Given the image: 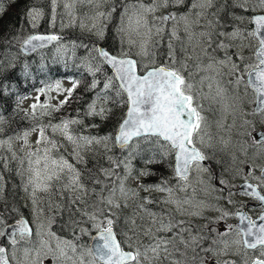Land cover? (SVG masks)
<instances>
[{
	"label": "snow or ice",
	"instance_id": "snow-or-ice-1",
	"mask_svg": "<svg viewBox=\"0 0 264 264\" xmlns=\"http://www.w3.org/2000/svg\"><path fill=\"white\" fill-rule=\"evenodd\" d=\"M50 5L51 27L59 17L61 28L78 26L96 39L65 44L54 33L16 35L9 46L16 41L21 52H35L55 42L58 57L69 48L73 55L84 48L82 64L93 77L87 89L96 94L86 114L107 121L115 109L125 111L113 133L104 136L73 130L83 123L79 118H61L0 140V150L6 148L18 165L35 217L30 223L8 204L4 171L12 169L9 158L0 155V264H264V130L252 136V144H233L231 137L210 131L214 122L218 130L237 127V135L247 137L257 118L264 126V0H50ZM60 6L64 12L58 14ZM77 6L88 11L78 16ZM114 14L119 47L109 50L99 41ZM43 15L40 8L26 9L33 28ZM8 66L15 65L9 61ZM24 69L28 76L27 64ZM101 72L103 80L97 79ZM71 83L62 89L56 82L55 90L64 94L57 106L41 103L38 95L31 119L69 103L80 81ZM228 115L231 125L224 123ZM33 132L35 147L29 143ZM13 139L23 141L20 156L12 149ZM113 148L119 157L109 154ZM86 152L108 166L90 161ZM217 152L227 158L216 160ZM137 157L166 164L171 175L129 187V179L155 175L134 171L131 161ZM213 161L222 166L219 173L210 166ZM141 191L163 198L141 196ZM237 196L253 203L238 202ZM161 204L172 208L150 207ZM65 212L68 220L61 229L67 228L71 239L52 231L55 217L49 214ZM231 218L238 222L228 223ZM84 237L90 242H82Z\"/></svg>",
	"mask_w": 264,
	"mask_h": 264
},
{
	"label": "trees",
	"instance_id": "trees-1",
	"mask_svg": "<svg viewBox=\"0 0 264 264\" xmlns=\"http://www.w3.org/2000/svg\"><path fill=\"white\" fill-rule=\"evenodd\" d=\"M0 7L3 8V13L0 14V62H2L0 63V91L6 89L3 98L0 99V111L5 116L6 120L3 134L13 135L21 130L29 128L33 124H37L40 120L30 121L28 115L26 117V113L22 112L16 103L38 89H45L43 93L45 94L52 83L64 78L79 80L80 85L73 93L70 102L66 104V109L62 110V113L68 110L72 116H87L88 105L96 99V94L87 89V85L92 81L93 77L87 72L82 64V57L87 55L84 48H76L74 55L70 50V52L66 53L64 57L57 56L55 51L56 46H51L31 55H27L24 52H21L19 42L14 41L11 46L7 43L8 40L16 35L23 39L34 32H47L48 24L45 22L51 14L50 0H0ZM32 7L40 8L45 12L43 23L35 28H33L26 19V9ZM114 26L115 22H109L106 38L99 41L100 44L109 50H115L119 47V37L115 34ZM66 33L67 35H61L63 37L62 43H69L74 40L77 43L90 44L96 39L91 35H82L78 30L73 29H69ZM13 55L16 56L15 60H12ZM9 61H12L15 66L9 67ZM25 64L28 65V76H25L24 74ZM5 77H7V79ZM103 78V72L97 75V79L103 80ZM18 97L22 99H19L18 101ZM106 106L110 107V102ZM118 110L119 108L115 109V114L107 121L110 123L112 133L116 126L117 119L121 117V113ZM57 117L58 116H55L54 120H57ZM89 120L90 121L85 125H103V122L99 123L97 121V117L92 118L94 122L91 121V117ZM57 121H59V119ZM78 125L83 126V123ZM71 127L73 129V125ZM103 133L105 132L103 131L102 134ZM116 152L120 154L118 149L111 153L113 155ZM85 155L90 161L100 159L102 164H106L105 167L108 166L106 160L94 155L92 152H86ZM139 165L142 166L141 163H139ZM158 165L149 164L151 171H153L155 175L161 174L162 172L159 170L160 164ZM4 175L8 178L6 179L8 181L6 195V199L8 198V204L13 205L17 203L16 206L19 209H24L23 214L27 213V207L21 202V191L18 187L19 180L17 175L12 171H4ZM150 177H153V175ZM0 207H2V204H0ZM67 215L68 214L66 213L62 218V221L60 220L57 222H61L62 225V222L66 221ZM68 231L67 228H63L62 233H67V236H69L70 231Z\"/></svg>",
	"mask_w": 264,
	"mask_h": 264
},
{
	"label": "rangeland",
	"instance_id": "rangeland-1",
	"mask_svg": "<svg viewBox=\"0 0 264 264\" xmlns=\"http://www.w3.org/2000/svg\"><path fill=\"white\" fill-rule=\"evenodd\" d=\"M87 11H88L87 8H85V7H81V6H77L76 12H77V15H78V16L81 15V14H83L84 12H87ZM57 12H58V14H59V13H63V12H64L63 7H62V6L58 7V8H57ZM43 13H44V15H43V16L40 18V20L38 21L37 26H38V25H41V24L43 23V20H44V18H45V12L43 11ZM50 20H51V14H50L48 20L45 22L46 24H48V31H47V32H56V33H59L60 35H67L66 32H67L69 29H73V30H78L82 35H89V36L91 35V36H93V35H92L91 33H89L86 29H85V30H81L78 26H66V27H64V28H61V27H60V23H59V17H58V20H57V25H56V27H51V26H50ZM114 20H115V21H114ZM109 22H115V25L118 23V18L115 16V14H114V17H113V19H112L111 21H106V22H105V23H107V27H108ZM64 23H65V25H67V18H66V17H65V19H64ZM113 24H114V23H113ZM115 32H116V30H115ZM115 34L117 35V33H115ZM181 35H183V33H181ZM93 37H94V36H93ZM63 43L68 44V43H66V42H63ZM53 46H56V44L53 45ZM70 50H71V48H69V51H68L67 53H69ZM58 81L60 82V85H61V88H62V89L70 88V83H71V81H70L69 78H64V79H61V80H58ZM56 82H57V81H56ZM56 82L52 83V85H51V90H49V87H48V91H47L45 94H40V93H38L37 91H34L33 93H31L30 95H28L27 97L23 98L22 100H20L19 102L16 103V105L19 107V109H20L22 112L27 113L28 117L30 118V121L33 120V119H31V116H32L31 105L34 104V103H37L36 97H37L38 95H40V102H41V103H46V104H49V105H52V106H57L58 103H59V101L62 100V99H64V94H63V93H58V92L55 90ZM64 84H66L67 87H64V86H63ZM98 103H100V104H104V101L101 100V101H99ZM205 103H207V102H205ZM65 106H66V104H65L62 108H60V110H59L58 112H53L52 115H50V116L39 117V118L37 119V120H40V121H38V123H40L41 121L44 122V123H48L49 121H51V122H53V123H57L56 121H57L58 119H59V121H60V119H61L62 117H65V118H79L81 121H83V126H79L78 124H74V125H73V130H75V131H77V132H81V133L84 134V135H99V136H104V135H108V134H111V133H112V132H111V129H110V123L107 122L108 120H107V121H103V120L100 119V117H98V116H91V115L82 116V117H78V116H81V115H78V116H72V115L69 113L68 110H67L66 112H63V113H62V110H63V109H66ZM118 111H120L121 116H122L123 111H125V109H120V108H119ZM205 115H208V116L210 117V119H212L213 121L217 118V117L212 116V114L209 113V112H205ZM0 116L3 117V122L0 123V129H3V132L0 133V140L7 139V138L10 137V136H11V137H15L17 134H20V135L23 134V130L17 132L16 134H13V135L3 134V133H4V124H5V121H6V120H5V116L2 114L1 111H0ZM55 116H58V117L56 118L57 120H54V119H55ZM90 117H91V121H92V122H94V121L92 120V118L97 117V118H98L97 121H98L99 123H102V122H103V125H100V124H99L98 127H92V125H90V126L85 125L88 121H90V120H89ZM59 121H58V122H59ZM238 122H239V121H237V123H238ZM224 123H225V124H229V125H231V124L233 123V117H232L231 115H228V116L225 118ZM33 125H34V124H33ZM31 126H32V125H31ZM31 126H30V127H31ZM103 131H104L105 133L102 134ZM210 131H211L213 134L216 133V132H219V131H220V135L222 134V135L224 136V134H223L224 130H218V129L216 128L214 122H213V124H212V127H211ZM227 132H228V137H226V136H224V137H225V138H229V137H231L232 143H234V142H235V137H236L237 132H238V128H237V127H233V128H232V132H231V130H230V131H227ZM48 134H49L50 136L54 135V138H55L56 140L60 141L61 143H64L63 138L61 137V135H60L59 133L53 134V133L51 132V130L49 129ZM36 137H37V132H33V133L31 134V136L29 137V143H30L33 147H35ZM110 147H111V145H110ZM22 148H23V141H22V140H16V139H13V141H12V149L17 153L18 156L22 155V153H21V149H22ZM66 149H67V152H68V153H71V151H72L71 146H67V145H66ZM24 150L27 151L28 149H24ZM115 150H116V149L113 148L112 151H115ZM218 153H219V154H222V153H224V152H218ZM109 154L112 155V153H109ZM0 155H2V156H6V157L9 158V160H10V168L12 169L11 171H12L13 173H15V175H17V174H16V168L18 167V165H17L16 161H12V160H11V153H10L9 151H7V149L5 148V149L0 150ZM113 155L116 156V157H119V156L121 155V153L119 154L118 152H116V153H114ZM139 163H141L142 166H140ZM131 164H132V166H133L134 171H139V170H150V171H151V169H150V167H149V164H146V163L144 162V160L141 159V158H139V157L133 159V160L131 161ZM104 166H106V164H104ZM25 167H26V165H25ZM159 168H160L159 170L162 171L161 174H158V175L156 174L155 176L153 175V177H150V176L142 177L141 180H139V181H137L136 179H129V180L127 181L128 186L131 187V188H136L137 185H138L139 183L153 184V183L158 182V180L160 179V176H161V175H168V176L171 175L170 171L167 169V165H166V164H165V165H161V164H160V167H159ZM0 170H3L2 165H0ZM155 172H156V170H155ZM157 172H158V171H157ZM17 177H18V180H19L18 187H19V190L21 191V202H22V204H24V205L27 207V211H28L27 213H24V214H26L28 217H30L31 221H34L35 217H34L33 214H32V206H31L30 200L28 199L27 195H26V194L23 192V190H22L21 177L18 176V175H17ZM155 177H156V178H155ZM150 178H151L152 180H151ZM153 178H154V179H153ZM148 179H149V180H148ZM148 181H149V182H148ZM212 182H213V181H212ZM7 190H8V185H7L6 189H5V193H6V195H7ZM140 195H141V196H146V195L154 196V195H156V196H154V197L161 198V199L163 198V194L158 193V192L145 193V192L141 191ZM181 195H182V194H181ZM38 196H39L41 199H44L43 194H38ZM235 199H236L238 202H240V199H238L237 197H235ZM130 203H131V201H130ZM16 204H17V203H16ZM16 204H15V206H16ZM10 205H11V204H10ZM16 207H17V206H16ZM150 207H153L154 210H159L160 208H165V209H171V208H172V206H170V205H163V204H161V205H159V206H158V205H155V206H150ZM20 210H21V209H20ZM21 211H22V210H21ZM128 211L130 212V210H128ZM22 212H23V211H22ZM64 214H66V212H65ZM64 214H63V215H64ZM208 214H209V213H206V215H208ZM49 215H52V216L55 217V222H57L56 220H58V219L61 217V216H56L55 213H50ZM213 215H214V213H213ZM67 217H68V216H66V221H65V222H62V224H64V223L67 222V220H68ZM41 219H43V217H41ZM229 220H230V219H229ZM55 222L52 224V231H55V230H54V224H55ZM193 222L195 223V222H197V221H193ZM199 222L202 223L203 221H199ZM57 223H58V225L60 226L59 229H61V223H59V222H57ZM138 223H139V221H138ZM228 223H230V221H228ZM33 227H35L34 224H33ZM59 229H56V231H55V232H57L58 235H61V236L63 235L64 237L66 236V238L71 239V238H70V237H72V236H71V232L69 233L70 236H67V235L61 234L60 231H59ZM82 242H90V238H88V237H84V238H82ZM0 243H2V240H0ZM49 261H50V260H46V261H45V264H51V261H50V263H48Z\"/></svg>",
	"mask_w": 264,
	"mask_h": 264
},
{
	"label": "flooded vegetation",
	"instance_id": "flooded-vegetation-1",
	"mask_svg": "<svg viewBox=\"0 0 264 264\" xmlns=\"http://www.w3.org/2000/svg\"><path fill=\"white\" fill-rule=\"evenodd\" d=\"M245 110L246 111H251V106H245ZM246 119H249V120H252L253 119V117H251V116H248V117H245ZM229 125V124H228ZM261 130H264V126H262L260 123H259V121H258V118H257V122H256V126H255V129H252V128H250L249 129V132H251V136H247V137H241V136H238V135H236V137H235V142L233 143V144H235L238 140H246L247 141V143H249V144H252L253 143V140H252V136H254L255 135V133L256 132H259V131H261ZM231 132H232V129H231ZM214 134H216L217 136H223L222 134L220 135V131L219 132H216V133H214ZM223 134H224V136H226V137H228V132H227V130H224V132H223ZM223 136V137H224ZM238 156H240V158L241 159H245V157L241 154V153H236ZM249 155H251V152H249ZM227 157H226V153H222V154H219L218 152H217V154H216V160H221V159H226ZM210 166L213 168V171H214V173H219L221 170H222V166L221 165H218V164H216L214 161L213 162H210ZM213 183H215V181H213ZM235 183L237 184V185H239L240 183H241V181H239V180H237V181H235ZM154 196H156V195H154ZM237 198L238 199H240V202L241 203H253V201H251V200H249L248 198H246V197H242V196H237ZM159 206V205H158ZM233 211H235L236 209H232ZM66 214H64L62 217H60L58 220H56V221H60V220H62V218L65 216ZM68 216V215H67ZM29 218V220H30V222H32L31 221V219H30V217H28ZM68 218V217H67ZM230 223H233V224H235V223H237L238 221L236 220V219H234V218H231L230 220ZM33 226V225H32ZM57 227V228H56ZM59 226H58V223L57 222H55V224H54V230L56 231V229H59L58 228ZM62 230L63 229H59V231H60V233L62 234ZM3 241V240H2ZM3 243V242H2ZM50 262V261H49Z\"/></svg>",
	"mask_w": 264,
	"mask_h": 264
},
{
	"label": "water",
	"instance_id": "water-1",
	"mask_svg": "<svg viewBox=\"0 0 264 264\" xmlns=\"http://www.w3.org/2000/svg\"><path fill=\"white\" fill-rule=\"evenodd\" d=\"M33 34H52V33H50V32H36V33H33ZM54 34H57V33H54ZM54 44H56V43L53 42L51 44H48L44 48L37 49L35 52H37L39 50H42V49H45V48H49V47L53 46ZM35 52H24V53L27 54V55H31V54H33ZM25 217L29 220V218L27 216H25ZM48 263H50V262H48Z\"/></svg>",
	"mask_w": 264,
	"mask_h": 264
},
{
	"label": "bare ground",
	"instance_id": "bare-ground-1",
	"mask_svg": "<svg viewBox=\"0 0 264 264\" xmlns=\"http://www.w3.org/2000/svg\"><path fill=\"white\" fill-rule=\"evenodd\" d=\"M105 164V163H104ZM152 165V164H151ZM158 165V164H157ZM159 166V165H158ZM160 169V168H159ZM153 172V171H152ZM11 174V173H10ZM13 175V174H12ZM156 178V177H155ZM6 179H8V178H6ZM151 179V178H150ZM154 179V178H153ZM149 180V179H148ZM152 180V179H151ZM8 182V181H7ZM149 182V181H148ZM8 199V198H7ZM24 210V209H23ZM22 210V211H23ZM24 212V211H23ZM62 221V220H61ZM61 223V222H60ZM57 228V227H56ZM63 231V230H62ZM65 231H66V229H65ZM67 232V231H66ZM69 232V231H68ZM64 233V232H63ZM62 233V234H63ZM65 234V233H64ZM65 235H68L67 233L65 234ZM63 236V235H62ZM70 236V235H69ZM66 237V236H65ZM70 238H72V237H70ZM3 242V241H2Z\"/></svg>",
	"mask_w": 264,
	"mask_h": 264
}]
</instances>
